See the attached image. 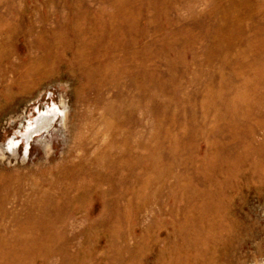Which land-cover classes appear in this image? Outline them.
Wrapping results in <instances>:
<instances>
[{
	"label": "rangeland",
	"instance_id": "obj_1",
	"mask_svg": "<svg viewBox=\"0 0 264 264\" xmlns=\"http://www.w3.org/2000/svg\"><path fill=\"white\" fill-rule=\"evenodd\" d=\"M0 264H264V0H0Z\"/></svg>",
	"mask_w": 264,
	"mask_h": 264
}]
</instances>
